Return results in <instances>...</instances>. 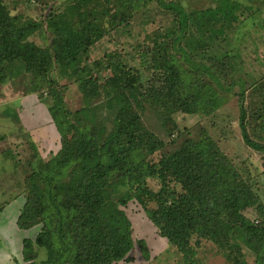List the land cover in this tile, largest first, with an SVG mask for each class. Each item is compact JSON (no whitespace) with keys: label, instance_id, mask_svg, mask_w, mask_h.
<instances>
[{"label":"trees","instance_id":"1","mask_svg":"<svg viewBox=\"0 0 264 264\" xmlns=\"http://www.w3.org/2000/svg\"><path fill=\"white\" fill-rule=\"evenodd\" d=\"M73 1L79 2L77 8L46 16L55 38L51 48H41L29 39L42 24L34 21L21 26L0 0V84L24 73L48 80L49 71L57 64L77 77L88 102L73 120L74 114L66 108L61 93L57 88L51 89L53 103L49 111L61 134V148L48 162L35 165L32 161L27 167L29 192L18 226L27 230L42 225V229L36 240L24 239V264H37L35 247L47 252V259L41 264L131 262L133 225L122 206L133 199L182 256L183 264L199 263L197 246L201 240L214 243L229 264H251L244 247L253 254L252 264H264V224L250 225L243 214L257 204L258 197L252 186L237 176L227 157L204 135L200 141L190 140L177 151L163 155L158 162L150 160L163 147V142L145 129L141 115L143 101L150 100L153 86L142 91L141 73L112 56V75L104 85L99 84V76L92 74L88 64L92 46L108 31L105 25H114L118 16L125 21L122 6L135 4L143 8L155 1L175 13L178 25L172 33L176 34L173 45L183 51L180 42L187 34L195 36L194 31L207 35L210 41L224 38L239 19L238 5L225 0L221 6L188 13L167 0ZM75 13L78 19L71 20L68 16ZM159 50L167 53L164 45ZM171 58L152 63L156 76L150 84H160L165 92L160 106L169 112L187 114L203 110L205 106L200 101L198 105L189 101L186 73L174 56ZM86 72L87 77L83 76ZM255 88L259 98L250 107L246 106V91L239 94L240 128L244 143L264 153L263 142L254 139L255 134L250 131L254 126L258 134L264 131V83ZM102 89L109 112L105 114L89 103ZM108 118L112 129L106 126ZM259 135L255 137L260 138ZM32 147L35 161V157H40ZM150 178L161 182L159 191L148 186ZM169 182L180 185L181 191L172 190ZM123 186L126 191H120L122 195L118 193L117 200L111 198L115 188ZM194 238L196 245L192 244ZM140 250L145 256L146 248L142 245Z\"/></svg>","mask_w":264,"mask_h":264},{"label":"rangeland","instance_id":"2","mask_svg":"<svg viewBox=\"0 0 264 264\" xmlns=\"http://www.w3.org/2000/svg\"><path fill=\"white\" fill-rule=\"evenodd\" d=\"M224 1L167 0L179 5L188 13L218 7ZM3 2L10 13L18 18L21 26L34 21L42 24L29 39L41 48H51L55 38L46 16L49 13L64 14L72 7L79 6V2L73 0ZM231 2L239 7V19L233 22L227 35L210 41L206 38L207 35L194 31L195 36L187 34L180 42L183 51L177 50L173 45L176 34L172 33L178 25L175 13L160 7L155 1L143 8L136 7L135 4L128 8L122 6L125 21H120L118 16L116 22L112 23L114 25H111V22L105 25L108 31L104 38L92 46L88 64L92 74L99 76V84L104 85L112 75L109 68V57L112 56L123 66L134 68L137 73H141L142 91H148L151 89L149 86H153L150 100L143 101L141 115L145 129L163 142V147L152 155L150 160L158 162L163 155L177 151L186 142L200 141V138L207 136L227 157L237 176L248 182L258 197L256 205L243 211L250 225L256 224V221L264 224V153L251 149L244 143L239 120V94L246 91V106L250 107L257 97L259 98L255 86L264 83V0H229V3ZM110 7L114 8L113 3ZM114 12L112 11V14ZM68 17L77 20L78 14ZM162 45L166 47L167 53L160 52ZM173 56L186 73L189 101L194 105H198L200 101V105L205 106L203 110L187 114L179 111L169 112L160 106L164 103L165 92L160 84H150L156 76L152 71V63L164 61L167 57L171 61ZM83 76H89L88 72ZM46 79L24 73L9 78L5 84H0V185L2 177L7 175L8 184L13 186L14 204H18L19 199L25 204V197L29 192L26 187L30 172L28 164L32 161L35 165L39 161L48 162L61 148V134L49 111L53 103L51 89L57 88L61 93L66 108L74 114L71 118L73 120L76 119L75 113L88 105L77 77L71 72L55 64L49 71L48 80ZM89 103L99 107L104 114L109 113L107 107L105 108L106 94L103 89L96 99L90 100ZM106 126L108 129L113 128L109 118ZM250 131L255 134L252 136L254 139L264 144V131L259 135L255 126L250 127ZM256 134L260 138H256ZM32 145L36 148V155L40 157H35V161ZM6 158L7 162L4 160ZM147 184L156 192L161 188V182L156 178L148 179ZM169 184L172 190L181 191V186L175 182ZM3 188L4 186H0V193ZM116 188L111 194V198L114 197L115 200L118 199V193L126 191L127 187H118L117 190ZM120 194L122 195V192ZM9 197L10 195L6 199ZM4 205L5 202H0L2 210ZM151 207L155 208L156 205L151 204ZM9 208L14 210L12 205ZM122 209L133 225L134 248L129 255L131 262L119 264H183L182 256L160 235L158 228L135 199L122 206ZM41 227L42 225H37L27 230L22 229L25 239L36 240ZM16 228L12 232L9 231L14 234L15 242L20 237L19 228ZM3 241L7 245L9 240L0 237V247L5 249ZM139 242H142L147 250L145 256L142 255V245H139ZM195 243L194 238L192 244L196 245ZM243 250L252 264V252L246 247ZM197 254L198 264H229L217 246L207 240L200 241ZM35 256L34 261L41 264L47 259L45 248L35 247ZM19 258L17 262L24 264V257L20 255Z\"/></svg>","mask_w":264,"mask_h":264},{"label":"crops","instance_id":"3","mask_svg":"<svg viewBox=\"0 0 264 264\" xmlns=\"http://www.w3.org/2000/svg\"><path fill=\"white\" fill-rule=\"evenodd\" d=\"M4 160L7 162V158ZM8 180L9 179L7 178V175L2 177V184L0 185L1 188L4 186L3 190L0 193V202H5L3 210L0 214V237H6L9 240L7 245L3 241V244L6 245L5 249L0 247V264H17V258L20 260L19 256H23V241L26 237L23 230L18 226V219L21 211L20 208L23 207V203L19 198L18 204H14L12 202L14 191L13 186H11L10 183L8 184ZM9 195L10 197L6 199ZM11 205L14 210H11V208H9ZM15 227L19 228V230L17 228L16 229L20 233V237H18L16 242L13 238L14 234L11 233L13 230H15Z\"/></svg>","mask_w":264,"mask_h":264},{"label":"built area","instance_id":"4","mask_svg":"<svg viewBox=\"0 0 264 264\" xmlns=\"http://www.w3.org/2000/svg\"><path fill=\"white\" fill-rule=\"evenodd\" d=\"M256 223H258V221H256Z\"/></svg>","mask_w":264,"mask_h":264}]
</instances>
